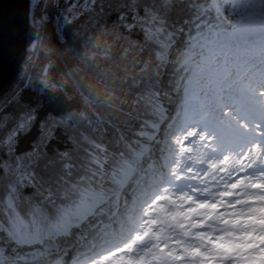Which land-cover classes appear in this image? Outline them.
<instances>
[{
  "label": "snow or ice",
  "instance_id": "snow-or-ice-1",
  "mask_svg": "<svg viewBox=\"0 0 264 264\" xmlns=\"http://www.w3.org/2000/svg\"><path fill=\"white\" fill-rule=\"evenodd\" d=\"M178 6L181 26L167 21L170 0L118 16L159 51L143 82L131 81L139 91L122 101L129 110L114 141L81 135L75 154L18 155L34 110L0 138L11 157L0 160V264H264V0ZM74 7L58 24L72 23ZM169 65L178 102L158 86ZM42 83L55 88L47 69ZM68 120L88 117L55 123Z\"/></svg>",
  "mask_w": 264,
  "mask_h": 264
},
{
  "label": "trees",
  "instance_id": "trees-1",
  "mask_svg": "<svg viewBox=\"0 0 264 264\" xmlns=\"http://www.w3.org/2000/svg\"><path fill=\"white\" fill-rule=\"evenodd\" d=\"M161 0H93L88 7L75 6L71 10L70 25H63L58 19L61 14L57 0H38L35 8L31 5V23L29 30L28 55L22 65V71L14 87L0 100V138L14 128L19 118L27 111L34 110L35 120L28 131L17 137L16 154H30L34 147L39 148L46 158H54L59 152L75 154L76 143L81 135L99 137L105 144L115 140L123 130L121 121L129 110L127 103L138 94V87H131L133 78L144 77V65L150 70L155 65V52L159 48L151 41H145L139 28L129 32L118 21L124 14L130 21L134 14L144 15V9L150 4H159ZM173 7L168 11L169 24L181 26L180 22L187 12L179 5V0H170ZM77 7V8H76ZM46 18V20L42 19ZM100 18V19H99ZM33 19L42 21V28L36 35ZM104 22L105 34L99 43L83 45L82 37L76 33L87 24ZM93 26V25H92ZM96 25H94L95 27ZM111 27V29H109ZM227 27V26H226ZM59 29V30H58ZM227 30L231 31L230 27ZM257 37H249V42ZM37 47L34 49L32 45ZM119 57V71L114 59ZM170 60L175 56L170 55ZM115 66V67H114ZM102 68L118 71L113 79L102 74ZM45 69L48 81L55 86L46 89L42 83ZM159 87L169 91L172 81L179 79L174 75L172 66L161 70ZM143 82V80H141ZM111 93L117 99L115 106L104 102ZM172 93V92H170ZM84 113L88 121L97 117L105 123L97 129L88 121L68 120L65 124L53 121ZM55 124V125H54ZM86 146V145H85ZM11 159L0 148V160ZM44 161L37 169L48 179L43 170ZM3 170L0 169V191L3 184ZM26 189L25 192H30Z\"/></svg>",
  "mask_w": 264,
  "mask_h": 264
},
{
  "label": "water",
  "instance_id": "water-1",
  "mask_svg": "<svg viewBox=\"0 0 264 264\" xmlns=\"http://www.w3.org/2000/svg\"><path fill=\"white\" fill-rule=\"evenodd\" d=\"M31 0H0V100L10 92L28 55Z\"/></svg>",
  "mask_w": 264,
  "mask_h": 264
},
{
  "label": "rangeland",
  "instance_id": "rangeland-1",
  "mask_svg": "<svg viewBox=\"0 0 264 264\" xmlns=\"http://www.w3.org/2000/svg\"><path fill=\"white\" fill-rule=\"evenodd\" d=\"M37 1L38 0H31V5H32L33 9L35 8ZM92 1L93 0H57V4L61 9L59 12V15L65 12V9L68 5L74 4L75 6L81 5L83 7H88L89 4L92 3ZM151 5L152 4H150V6ZM30 23H31V21H30ZM32 24H33L34 28H36V35H38L39 32L41 31V28H42V21H40L38 19H33ZM94 25H96V26L94 27ZM102 25H104V22H102V23L98 22L97 24H87L84 28H82L80 31H78L76 33V35L79 37L80 36L82 37V39H83L82 43L86 47H88L90 42L91 43L92 42L99 43L101 40V35L105 34V32L107 30V29H105V27L101 28ZM109 29H111V27H109ZM114 62L116 63L115 65L117 67V70L119 71V66H118L119 57L118 56L114 59ZM118 71H116V73ZM116 73L115 72L113 73V70L102 68V74L103 75L105 74L106 78L111 77V79L114 80V78L116 76H119V74H116ZM170 95H171V99H173V98L175 99L174 95H177V94L176 93H170ZM176 101L178 102L177 97H176ZM53 122L55 123V121H53ZM55 124H57V123H55Z\"/></svg>",
  "mask_w": 264,
  "mask_h": 264
},
{
  "label": "bare ground",
  "instance_id": "bare-ground-1",
  "mask_svg": "<svg viewBox=\"0 0 264 264\" xmlns=\"http://www.w3.org/2000/svg\"><path fill=\"white\" fill-rule=\"evenodd\" d=\"M175 96L177 97V95H175ZM173 101L177 102V101H176V98H175ZM173 104H174V103H173ZM66 259H67V258H66Z\"/></svg>",
  "mask_w": 264,
  "mask_h": 264
}]
</instances>
